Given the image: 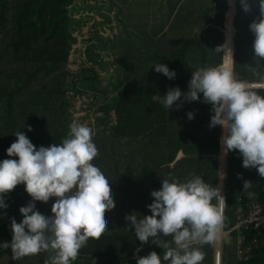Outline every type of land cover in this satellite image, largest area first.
Segmentation results:
<instances>
[{
    "label": "trees",
    "instance_id": "1",
    "mask_svg": "<svg viewBox=\"0 0 264 264\" xmlns=\"http://www.w3.org/2000/svg\"><path fill=\"white\" fill-rule=\"evenodd\" d=\"M75 1L0 0V138L15 141L14 133L20 131L37 148L59 144L69 125L76 122L77 100L86 98L81 110L87 112L86 118L91 122L86 125L93 129L92 140L98 148V156L92 163L112 181L116 206L106 213L105 232L99 238H89L73 264H136L137 257L153 250L162 254L163 249L136 239L125 216L151 214L147 205L154 198L150 193L161 187L163 179L186 181L192 175H200L212 187L221 184L223 128L209 127L211 105L202 102V94L201 100L192 102L182 96L176 102L183 101L182 106L174 105L167 111L161 97L175 87L186 93L194 70L223 63L226 37L225 66L231 70L233 66L237 79L250 84L264 83L260 79L264 76V60L254 59V35L249 28L261 18L259 0H247L248 11L237 0L235 38V0H230V4L228 0H213V15H207L204 31L196 32L197 22L182 17V25L185 21L191 23L190 31L172 38L167 34L153 36L141 32L105 38L98 35V29H93L84 49L90 65L77 71L70 68L71 55L74 46L80 43L79 35L75 34L80 33L84 21L74 18ZM106 1L108 7L96 5L91 9L97 12L116 9L114 17L119 19V7L113 0ZM132 1L143 3L142 9L149 6L144 0ZM158 5L162 6L159 1L155 6ZM102 16L103 24L112 21L107 15ZM220 46H224L221 51L216 50ZM154 63L166 64L175 70L176 77L169 79L156 72ZM254 90L264 95V89ZM189 111L195 113L192 120L187 117ZM179 152L182 157L177 159ZM225 178L223 228L229 241L222 243V264H239L238 234L232 231L237 222L239 198L245 202L263 201L264 177L255 168L242 167V157L236 150L227 154ZM246 180L251 186L243 192ZM247 192L254 195L249 198ZM55 199L47 203L36 201V209L51 215ZM4 200L8 207L0 209V233L4 234L0 243H10L11 219L22 220L19 209L31 197L20 184L6 193ZM252 240H257L258 248L253 258L243 264H264V231H249L247 241ZM216 245L217 242L197 246L205 255L202 264H215ZM51 256V251H42L14 260L11 248L0 246V264H50Z\"/></svg>",
    "mask_w": 264,
    "mask_h": 264
},
{
    "label": "clouds",
    "instance_id": "2",
    "mask_svg": "<svg viewBox=\"0 0 264 264\" xmlns=\"http://www.w3.org/2000/svg\"><path fill=\"white\" fill-rule=\"evenodd\" d=\"M245 11L247 0H241ZM261 18L254 20L250 31L254 35V59L264 60V0H259ZM224 46L216 50L221 51ZM228 51H231L229 49ZM232 52V51H231ZM155 71L167 78L176 77L175 70L164 63H154ZM264 81V76L260 77ZM264 87L237 79L223 63L193 71L189 90L169 88L161 103L169 111L183 96L192 102L201 100L211 105L209 127L221 126L224 155L238 150L242 167L255 168L264 177V95L254 89ZM189 120L195 113H187ZM29 131L31 127L29 126ZM6 149L8 157L0 160V209H6L4 195L23 184L31 201L21 206L22 220L11 219L12 240L0 243L11 248L12 258L51 251L50 264H73L79 250L89 238H99L108 225L107 211L115 208L112 181L92 163L98 148L92 140L93 129L73 121L61 143L37 148L20 131ZM251 186L244 181L245 192ZM149 215L129 214L125 220L141 243L156 244L163 249L139 256L136 264H202L205 255L196 244H215L224 223L225 197L221 188L212 187L200 175L186 181L163 179L158 190H152ZM251 198L254 193H246ZM51 205V215L36 209V201ZM216 203H213V201ZM170 237L171 239H164ZM139 251V248H137Z\"/></svg>",
    "mask_w": 264,
    "mask_h": 264
},
{
    "label": "rangeland",
    "instance_id": "3",
    "mask_svg": "<svg viewBox=\"0 0 264 264\" xmlns=\"http://www.w3.org/2000/svg\"><path fill=\"white\" fill-rule=\"evenodd\" d=\"M144 1H147L149 5L148 7L150 6L153 7V5H157L158 1L160 0H144ZM113 2L119 7L120 9L119 14H121L119 19H116V20L114 17V13H116L117 11L116 9H113L112 12L106 8L101 10L100 12L99 11L97 12V10L91 9L93 6H96V5H102L104 7H108L109 6L108 1L106 0H76L75 1V5L77 4V9H76V12L74 13V18L77 20L83 19L84 22H83L82 28H80L79 30L80 33L76 32L75 34V35H79L80 43L75 45L72 51V55H71L72 64L70 65V68L72 70L77 71L83 65H90L85 59L84 49H85V46L87 45L85 40L89 38L90 32L93 29H98V35L103 36L105 38H108V37L113 38L114 36H123V35H127V33H136V32L143 33L149 29L147 25H149L150 22L147 23L146 19L141 17L139 14L141 5L143 3L140 4L139 1L133 2L132 0H126L125 3L122 2V4L119 3L120 0H113ZM161 3L164 4V2H161ZM193 4H196L197 8L205 7V6L211 7L212 0H208V2L204 4L202 3V0H187V1L185 0L182 3H181V0H168L165 5V9L162 6L158 5V6L153 7L152 11H157L156 14H161V13L163 14V12H165V10L167 9V12L170 15L175 16L179 11H180L179 13H182V14L185 13ZM236 11H237V8H236ZM227 12H229V10ZM102 14L107 15L112 21L110 23L103 24L104 18ZM207 15L208 14L206 12L202 14V17H207ZM179 17L180 16H178L177 22H175V24H173L172 21L170 22L169 29L167 28L170 31V33L167 34L168 37L172 38V37H175L174 35H179L178 33H174L176 31V28H179V27H181V31L183 32V34H187L190 31V28L185 27L184 25H182L181 21H178ZM226 18H227V15H226ZM150 19H151V16L149 17L148 20ZM159 19H161V15L158 16V20L156 22L151 21L152 23H150V25L153 23H157V25L161 26L162 22H159ZM96 23L100 24V26L99 25L96 26ZM233 28H234V20H233ZM93 42L97 44L98 41L97 39H94ZM226 48H227V37H226L225 50H224V62H223L224 65H225ZM100 52H102L101 53L102 55H104L103 53H105L103 49H101ZM100 74L103 75L104 73L100 72ZM103 83L104 85L106 84L105 82ZM83 101H87V99L81 98L77 100L76 102L77 113H75L74 116H75L77 123L86 125L87 123L91 121L90 119L86 118L87 112L85 110H81V107L85 106L83 104ZM222 238L223 240L227 242L229 241L228 235L225 237V239H224V235L222 236ZM216 246H218V244ZM217 249L221 250V248H217Z\"/></svg>",
    "mask_w": 264,
    "mask_h": 264
},
{
    "label": "crops",
    "instance_id": "4",
    "mask_svg": "<svg viewBox=\"0 0 264 264\" xmlns=\"http://www.w3.org/2000/svg\"><path fill=\"white\" fill-rule=\"evenodd\" d=\"M163 1H164V4L161 3ZM163 1L160 0L159 2L162 5V7L165 9V5H166L168 0H163ZM183 1H185V0H181V3ZM206 2H208V0H202L203 4ZM212 2H213V0H212ZM153 7H155V5H153ZM153 7L150 6L146 9L141 8L139 11L140 16L145 18L147 23L156 22L158 20V16L161 15V19H159V22H162L161 28L159 25H157V23H153L151 25L149 23V25H147V27H149V29L147 31L143 32V33H147V34H152L153 36L156 35L155 33H157V35H162V34L166 35V34L170 33V31L168 30L169 25L167 26V24H169L171 21L173 22V24H175V22H177L178 16H180L178 21H181V23L184 22L182 17L186 18V19L189 18V20H187L189 22H197V23H195L196 25L194 26V29L196 32H199V30L204 31V29H206L205 26L207 25L206 22L208 20L206 19V17H202V14L207 12L208 15H210V16L213 15V10H212L213 3L211 5V7L205 6V7H199V8H197L196 4H193L185 13L182 14V13H179L180 12L179 11L177 13L178 15L176 17L170 15L167 12V9L165 10V12H163V14L162 13L161 14H154V12L152 11ZM180 10H181V8H180ZM150 16H151V19L148 20ZM201 17H202V19H200ZM172 18H174V19H172ZM190 24L188 25V23H186V21H185L184 26L189 28ZM201 27H203V29ZM174 33L183 34V32L181 31V27L176 28V31ZM174 36H177V35H174ZM12 142H14L13 139L0 138V160L6 159V158H11V157L7 156L6 149L11 145ZM180 157H182V152H179L177 159H179ZM226 170H227V155H224V152L222 149L221 165H220L221 176L225 177ZM222 173H223V175H222ZM220 188H221V184H220ZM3 236H4V234L0 233V239Z\"/></svg>",
    "mask_w": 264,
    "mask_h": 264
},
{
    "label": "built area",
    "instance_id": "5",
    "mask_svg": "<svg viewBox=\"0 0 264 264\" xmlns=\"http://www.w3.org/2000/svg\"><path fill=\"white\" fill-rule=\"evenodd\" d=\"M223 178L226 179L225 177ZM251 230L259 231L260 233L264 231V200H253L250 202H245L242 198H239L237 222L232 230L236 231L238 234L237 259L239 264L250 261L253 258L255 250L258 248L257 240H252L251 242L247 241V234ZM223 235L225 238L227 232H225L224 228L222 227L221 236L216 241L217 244L221 240ZM195 246L202 245L196 244ZM217 248V251L215 253V264H222V248L221 250Z\"/></svg>",
    "mask_w": 264,
    "mask_h": 264
},
{
    "label": "water",
    "instance_id": "6",
    "mask_svg": "<svg viewBox=\"0 0 264 264\" xmlns=\"http://www.w3.org/2000/svg\"><path fill=\"white\" fill-rule=\"evenodd\" d=\"M236 1L237 0H235V2H234V7H235V13H234V16H233V20H234V18H235V16H236V13H237V11H236ZM229 4H230V0H229ZM227 21H226V24H225V30H224V32H226V29H227V22H228V12H227ZM234 32H235V34H234V38H235V35H236V30H235V28H234ZM233 53H234V40H233ZM233 65H234V54H233ZM232 71H233V66H232ZM256 85H260V84H256ZM256 88H261V89H264V87H256ZM226 133H225V130L223 129V135H225ZM222 149H223V146H222ZM222 175H223V173H222ZM224 187H225V179L223 178V176H222V182H221V195H223L224 196ZM222 243H223V238H221V240L218 242V248H222Z\"/></svg>",
    "mask_w": 264,
    "mask_h": 264
}]
</instances>
